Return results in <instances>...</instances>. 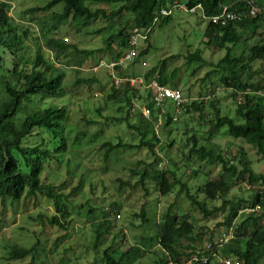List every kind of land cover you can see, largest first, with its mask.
Returning <instances> with one entry per match:
<instances>
[{
  "label": "rangeland",
  "instance_id": "1",
  "mask_svg": "<svg viewBox=\"0 0 264 264\" xmlns=\"http://www.w3.org/2000/svg\"><path fill=\"white\" fill-rule=\"evenodd\" d=\"M50 1L0 0L9 5L8 15L22 35L21 54L33 62L41 53L65 73L60 98L38 100L43 101L41 105L45 107L67 106L69 110L67 125L72 129L69 136L70 149L63 156L47 164L44 181L57 187L65 182L66 186L61 191L66 194H70L72 188L80 181L82 187L70 197V215L66 218L65 228L49 222L56 212L52 201L44 195L13 203L8 201L6 204L0 201V264H6V257L13 246L32 247L34 244L38 245L35 264H104L103 251L109 246H114L120 251H126L132 246L142 248L144 255L133 264H163L162 258L171 260L172 257L159 243L151 239L158 235L159 223L168 209L180 217H187L194 224L196 242L192 246L197 248L206 245L222 228L227 227L224 222L228 208L206 216L191 203L185 192H178L179 186L175 187L173 193L164 196L151 177L145 179L143 183H137L140 175L133 173L132 169L137 168L141 171L144 163L154 162L157 156L159 160L153 166L154 169L175 171L198 200H207L202 185L208 179L221 177L222 166L200 161L194 155L189 157L192 142L188 144V138L196 134L199 144H206L204 137L209 136L208 131L213 118V109L209 101H205L204 111L186 113L185 110L178 114L176 120L172 117L173 113L169 112L172 121L168 132H166L168 128L163 124L155 125V133L161 140V144L154 150L156 155L146 147L127 148L119 150L108 161L104 160L106 149L103 143L108 140L116 142L122 139L126 143H139L137 135L131 134L125 122L114 120L124 118L128 109L125 102L109 98L112 93V82L108 69L97 68V62L100 60L109 62L114 58L119 51L118 40L116 39L113 44L114 52L109 50L96 52L85 59L81 66L78 65V60L84 58L82 54L68 49L56 56L46 41L55 38L76 45L80 50H98L128 23L132 25L134 15L123 12L118 16L100 15L96 19L80 17L76 20L71 15L67 21L55 28L54 13L62 12L64 3H59L48 11H28L29 8L43 6ZM174 1L182 3V6L173 8L174 4H168L164 7L172 9L170 21L163 26L158 22L151 31L150 39L140 41V49L150 45L149 53L129 65L128 71L121 70L123 76L128 74L144 76L152 68H157L158 74L160 64L166 60L165 77L168 85L181 89L191 101H201L202 97L207 100L205 94L209 92L208 90H214L216 106L236 121H241L236 114L238 102L232 89L221 82L220 75L212 73L207 76L225 55L226 49L205 44L207 39L204 34L209 21L203 15L202 8L196 7L189 11L184 8L185 1L173 0V3ZM256 1L264 4V0ZM87 4L93 11L102 9L107 14L121 5ZM132 29L128 27L126 31L130 33ZM262 32L263 29L259 28L255 32L245 33L242 41L234 47V55L242 57L246 63L252 45L263 38ZM198 49L201 50L204 60H190L189 55ZM11 60L12 55L0 48V69L5 61L10 64ZM143 61L147 66L142 65ZM198 67L201 68L197 69ZM244 77L263 85L264 61H252L250 70H245ZM89 78L96 81L91 84L82 81L78 83V80ZM134 86L139 90V99L134 104L136 110L129 113L132 122L141 117L140 109L144 106L143 100L147 99L143 85ZM166 110L173 111L174 107L169 104ZM214 133L212 140L220 144L226 151V156L232 158L240 148H243L253 170L264 175V156L255 147L241 137L229 135L227 126L221 128V133L216 131ZM247 184V181L236 183L228 198L249 199L253 191ZM222 202L223 197L215 201L207 200L208 209L218 208ZM90 206L95 208L94 220H91L92 217L88 213ZM104 218L110 222L109 233L102 245L94 247V224ZM243 218L244 214L237 219L236 226ZM184 244H188V241H184ZM191 248L193 247L187 250ZM29 261L31 262V259L27 258L16 263L28 264ZM261 264H264V260Z\"/></svg>",
  "mask_w": 264,
  "mask_h": 264
},
{
  "label": "trees",
  "instance_id": "2",
  "mask_svg": "<svg viewBox=\"0 0 264 264\" xmlns=\"http://www.w3.org/2000/svg\"><path fill=\"white\" fill-rule=\"evenodd\" d=\"M183 1L189 9L201 5L203 15L207 18L220 14L223 5H230L233 11L243 10L245 12L248 10V0H180V2ZM59 3H64V9L60 13H54L55 28L67 21L71 15L75 20L80 17L96 19L100 15L105 17L118 16L123 12L134 15L132 25L128 23L117 35H112L105 42L103 48L98 50H80L76 45L55 38H49L46 41L47 46L56 56L68 49L74 53L82 54L84 58L78 60L79 66L96 52L108 50L114 52L113 44H115L116 39L118 40L119 51L114 58L117 59L128 43L131 34V32L126 31L128 27L152 28V31L158 22H160V26H163L170 21L171 15H161L160 12L168 4H174L173 0H51L43 6L29 8L28 11H48ZM87 3H118L121 5L118 9L107 14L102 9L93 11ZM258 4L264 6V4ZM8 7L9 5L5 2H0V48L12 55L10 64L5 61L0 69V201L6 204L8 201L13 203L44 195L52 201L56 212L49 219V222L65 228L66 218L70 215V197L79 191V188L82 187V181L72 188L70 194H66L61 191L66 186L65 182L57 187L52 183H46L44 180L47 164L51 160L63 156L70 149L69 136L72 129L67 125L69 110L67 106L63 105L45 107L41 105L43 101H38L60 98L65 73L55 67L41 53L33 62L21 54L23 38L18 32L17 26L12 22V18L8 15ZM156 18H158L157 23H155ZM259 28L263 29L261 33L263 38L252 45L245 63V59L234 55V47L242 41L245 33L255 32ZM204 35L207 39L205 41L207 46L226 49L225 55L215 64L214 70L210 71L207 76L212 73L220 75L221 82L232 89L234 97L240 93L244 96L243 102L237 103L236 107V114L241 120L239 122L227 113H223L222 109L216 106L214 90H208L212 94L209 99L193 100L186 108V113L191 111L202 112L206 106L205 101H209V105L213 109L211 127L208 131L209 136L204 137V140L207 141L206 144H199L196 134H193L188 138V144L192 142L188 155L189 157L194 155L200 161L212 165L222 166L223 175L221 177L208 179L202 185L206 199L215 201L223 197L222 205L209 210L207 200H198L175 171L154 169L153 166L159 160L157 156L154 162L144 163L141 171L135 168L132 169V172L140 175L137 183H143L149 177L153 178L157 183L158 190L164 196L173 193L175 187L179 186L178 192H185L191 203L206 216L228 208L224 222V225L227 226H230L239 216L240 208L260 205L261 208L258 212L244 214V218L236 226L237 237L222 248V254L225 257L241 260L243 264H261L264 260V175L253 170L250 159L243 148H240L236 155L230 158L226 156V151L221 148L220 144L212 140V137L215 135L214 131L221 133V128L227 126L229 135L243 138L264 156V84L261 85L259 82L244 77L245 70H250L252 61H264V12L255 17L245 16L240 21L228 22L226 25L213 24L209 21ZM150 37L151 32L147 41ZM149 48L150 45L142 49L138 59L149 53ZM189 58L190 60H204L199 49L191 53ZM166 63V60L162 61L158 71V80L163 84H167ZM203 65L204 63H202ZM119 68H117L118 74L126 77L121 72L123 69ZM156 70L157 68L150 69L145 73V76L153 75ZM81 81L85 84H91L96 79L78 80V83ZM248 88L249 92L245 93ZM137 95L138 90L130 88L128 83L120 88L112 85V93L109 98L125 102L128 109L124 118H114V120L125 122L131 130V134L137 135L139 143H126L122 139L116 142L110 140L104 142L103 147L106 149L104 160L106 161L119 150L127 148L146 147L156 155L154 150L158 144H161L159 135L155 133L159 109L147 97L144 103L151 110V118L139 113L141 117H137L135 122H132L129 113H131L130 108L133 106V100ZM169 112L172 114V111H168L166 121L164 119L162 123L168 128L166 132L169 131L172 121ZM90 122L95 123L93 120ZM78 139L79 136L76 137L77 141ZM151 171L152 173H150ZM242 181L248 182L247 185L253 191L251 197L247 200L229 199L228 194L233 186ZM88 213L92 217L91 220H94L95 208L90 206ZM94 226V247H99L106 239L111 225L109 220L104 218L95 223ZM194 229V224L187 217H180L168 209L159 223L158 235L153 237L151 241L159 243L166 253L171 255L172 261L182 263L185 260L186 262L193 255V250L196 249V246H192L196 242ZM186 240L188 244H184ZM190 247L193 248L188 251L187 249ZM37 248V244L32 247L13 246L6 257V264H17L16 261L27 258L31 259L28 264H35L38 257ZM143 255L144 250L138 246H132L126 251H120L114 246H109L103 251L102 260L104 264H133ZM171 260L161 259L163 264H169ZM194 264L202 263L197 261Z\"/></svg>",
  "mask_w": 264,
  "mask_h": 264
},
{
  "label": "built area",
  "instance_id": "3",
  "mask_svg": "<svg viewBox=\"0 0 264 264\" xmlns=\"http://www.w3.org/2000/svg\"><path fill=\"white\" fill-rule=\"evenodd\" d=\"M181 7L182 4L176 2L173 5L174 7ZM201 5L197 6L200 7ZM230 5H223L222 12L217 15H213L208 17V20L213 24L226 25L228 22L240 21L243 17H255L259 13L264 12V6H261L257 3L256 0H248L247 1V11H233L230 8ZM184 8L187 9L186 5ZM196 8V7H195ZM187 9V10H194ZM172 9L163 8L160 12L161 15H169L171 14ZM158 22V18L155 19V23ZM152 28H139L136 27L132 30L127 47L121 52V55L116 59L113 58L111 61L107 62L104 60H100L97 64V68H106L108 69V73L111 78L112 85L116 88L122 87L125 83H129L134 86L135 84L143 85V87L149 91L150 98L154 102L155 107L160 109L159 120L167 113L166 107L169 104H172L174 107L173 110V119L176 120L179 113L186 109L187 105L190 102V99L185 96L184 92L179 88H173L166 84L161 83L157 76H151L150 78L145 77H134V76H126L122 77L118 74L119 69H123L128 65L132 64L139 55V47L140 41L148 39L149 33ZM144 66L147 65L146 62H142ZM97 70V69H95ZM249 92V88L245 90V93ZM207 99L212 97L211 92H208L205 96ZM243 94L240 93L237 97L238 103L243 102ZM205 99V98H204ZM206 100V99H205ZM171 101V102H170ZM135 108H132L134 110ZM142 113L146 117L151 116V110L146 105L141 109ZM260 208L259 205L255 207H246L239 210V216L243 213H252L256 212ZM237 237L236 234V219L233 223L226 227L222 228L218 234L213 238V240L208 241L206 245L197 247L193 250V255L186 262L185 260L182 263L179 262H171L170 264H194L199 261L202 264H209L211 261H219V263L224 264H243L241 260L225 257L222 254V248Z\"/></svg>",
  "mask_w": 264,
  "mask_h": 264
},
{
  "label": "clouds",
  "instance_id": "4",
  "mask_svg": "<svg viewBox=\"0 0 264 264\" xmlns=\"http://www.w3.org/2000/svg\"><path fill=\"white\" fill-rule=\"evenodd\" d=\"M175 3H176V2H175ZM175 3H174V4H175ZM180 4H182V3H180ZM185 5H186V4H185ZM186 7H187V6H186ZM200 8H201V6H200ZM185 9H186V8H185ZM187 9H189V8L187 7ZM187 9H186V10H187ZM189 11H190V10H189ZM135 28H136V27H135ZM133 29H134V28H133ZM133 29H132V30H133ZM132 30H131V32H132ZM130 35H131V34H130ZM129 38H130V37H129ZM128 41H129V39H128ZM127 44H128V43H127ZM126 47H127V45L124 47V49H125ZM145 48H146V47H145ZM124 49H123V50H124ZM143 49H144V48H143ZM139 50L141 51L142 49H140V47H139ZM139 53H140V52H139ZM138 57H139V55H138ZM139 60H140V58H139V59L137 58L134 62L139 61ZM134 62H133V63H134ZM143 62H145V61H143ZM141 63H142V62H141ZM130 65H131V64H130ZM142 65H143V64H142ZM128 66H129V65H128ZM128 66H127V67H124L123 69H125V71H128V70H127V69H128ZM143 66H144V65H143ZM146 66H147V65H146ZM129 76L142 77V76H137V75H136V76H135V75H129ZM151 76H157V78L159 77V75L156 74V73H154V74L151 75ZM151 76H148V77H147V76L144 75L143 77H145V78H150ZM125 84H126V83H125ZM125 84H124V85H125ZM128 84H129V83H128ZM124 85H123V86H124ZM166 85H168V84H166ZM129 86H130V88H136L135 86H131L130 84H129ZM168 86H170V85H168ZM170 87L176 88V87H174V86H170ZM143 89L146 91V97H149V99L151 100L149 91H147L144 87H143ZM136 90H138V88H136ZM138 93H139V90H138ZM205 95H206V94H205ZM138 96H139V95H137V96L134 98V100H133V106L130 108V112H131V113H133V112L136 110V106H135L134 104H136V101L139 99ZM237 97H238V96H237ZM202 98H203V97H202ZM189 99H190V98H189ZM143 102H144V100H143ZM190 102H192V101L190 100ZM190 102H189V103H190ZM237 102H238V101H237ZM143 105L145 106L146 104L144 103ZM188 105H189V104H188ZM188 105H187V106H188ZM146 106H147V105H146ZM147 107H148V106H147ZM132 108H135V109L132 110ZM148 108H149V107H148ZM186 108H187V107H186ZM141 109H142V108H141ZM141 109H140V112L142 113ZM157 109H158V108H157ZM185 110H186V109H185ZM185 110H183V111H185ZM183 111H182V112H183ZM160 112H161V110L159 109V113H160ZM167 113H168V110H167ZM167 113L161 118V120H159L160 118H159V114H158V125L162 124V123H163V120L167 118ZM172 113H173V111H172ZM142 114H143V113H142ZM179 114H180V113H179ZM143 115H144V114H143ZM144 116H145V115H144ZM147 118H151V116H150V117H147ZM248 186H249V185H248ZM249 187H250V186H249ZM263 188H264V187H263ZM259 206H260V205H259ZM252 207H255V206H252ZM242 208H246V207H242ZM242 208H240V209H242ZM260 208H261V207H260ZM260 208H259L256 212H258V211L260 210ZM240 209H239V210H240ZM252 213H253V212H252ZM243 214H246V213H243ZM243 214H242V215H243ZM248 214H251V213H248ZM238 215H239V212H238ZM242 215H240V216H242ZM240 216H238V217L236 218V221H237V219H238ZM232 223H233V222H232ZM227 227H228V226H227ZM211 240H213V238L210 239V241H211ZM224 256H225V255H224ZM172 262H174V261H172ZM170 263H171V262H170ZM170 263H169V264H170ZM212 263H219V261H211L209 264H212Z\"/></svg>",
  "mask_w": 264,
  "mask_h": 264
}]
</instances>
